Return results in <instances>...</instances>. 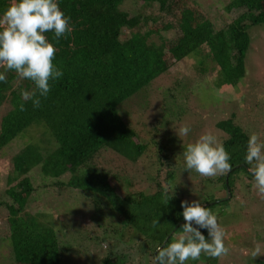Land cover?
<instances>
[{
	"label": "trees",
	"instance_id": "obj_1",
	"mask_svg": "<svg viewBox=\"0 0 264 264\" xmlns=\"http://www.w3.org/2000/svg\"><path fill=\"white\" fill-rule=\"evenodd\" d=\"M123 1L59 0L60 8L70 17L73 31L66 38L61 37L58 42L52 38L53 33L46 34L58 49L54 63L63 70L64 75L58 80L50 81L51 90L46 98L41 97L39 108L27 101L26 110H19L21 91H31L34 87L31 81L21 80L14 71H8L5 73L7 81L0 82V107L4 104L10 106L0 118V150L19 134L29 131L30 127L41 131L40 134L46 141L41 146L31 136L33 140L12 157V177L8 174L9 187L5 190V194L11 199V204L5 207L12 217L9 224L12 258L8 261L9 264H63L70 259L67 256L73 250L70 243L61 238V230L55 229L47 214L26 213V219L20 215L28 207L29 198L35 190L28 178L29 171L35 166L40 168V173L47 182L55 181L51 187L59 188L61 193L63 190L64 193H72L66 188L79 190L87 199L86 202L92 196L93 220L96 215L101 216L104 207L112 216L120 217L119 224L125 226V232L143 237L136 238L138 241L135 242V247L147 263L149 259L154 262L158 246H166L173 235L182 231L185 220L181 202L185 199L176 193L167 205L158 188L147 195L129 193L119 196L116 187L110 184L108 177L116 175L115 170L141 164L138 161L146 149V144L132 130L127 119H123L118 113V106L140 87L166 73L168 67L164 61L165 48H168L176 61L194 57L192 59L200 65L201 73L204 74L208 71L204 54L202 55L203 46H206L208 54L205 56L212 58L217 72L213 89L234 87L245 75L246 53L251 39L248 26L264 23V1L232 0L228 8L246 6L259 11L260 16L256 13L242 18L243 15L240 14L226 28L221 29H215L209 20L195 15L194 10L184 4L178 24L181 35L169 47H166L167 39L158 30L150 29V25L160 16L149 15L141 10L137 17L128 19L126 12L119 7ZM140 1L145 4L156 3L159 14L167 7L166 0ZM203 1L205 0L200 2ZM10 2L11 0H0V15H3ZM124 27H129L131 33L128 38L121 40ZM163 29L168 30L169 26ZM0 72H4V69L0 68ZM178 87L170 86L169 97L173 101L178 95L187 99L189 94L178 93ZM94 94L103 95V99L84 98ZM216 127L224 134L220 142L230 153L232 164V170L227 175L217 176L216 183L218 190H228L231 197L219 199L215 193H205V197L198 202L210 209L216 203L230 202L240 172L254 181L248 170L250 166L244 159L247 150L245 142L249 135L235 122L234 113L217 122ZM102 153L109 154L105 163L100 160ZM152 162L150 175L156 171L154 161ZM66 173L71 174L70 178L66 182L60 181ZM173 178L175 175L171 172L168 179ZM13 182L16 184H12ZM201 182L214 183L209 177ZM153 219L160 221L155 229L151 226ZM21 224L23 226L20 228ZM85 227L89 226L85 224ZM112 227H115L114 222ZM201 231L210 239L206 229ZM103 232L106 236L104 229ZM120 235L123 237L124 234ZM92 236V246L99 244L100 238L86 234V238ZM62 242L65 244L62 245ZM216 260L217 258L202 255L199 261H189L188 264H215ZM98 264L125 262L113 256L109 249Z\"/></svg>",
	"mask_w": 264,
	"mask_h": 264
},
{
	"label": "rangeland",
	"instance_id": "obj_2",
	"mask_svg": "<svg viewBox=\"0 0 264 264\" xmlns=\"http://www.w3.org/2000/svg\"><path fill=\"white\" fill-rule=\"evenodd\" d=\"M200 1L166 0L167 7L161 14L156 3L145 4L140 0H124L119 7L126 12L128 19L136 16L141 10L144 11L143 13L148 12L149 15L160 16L150 25V29L158 30L161 36L167 39L166 47L173 44L181 35L178 24L184 4L194 10L195 15L209 20L215 29L226 28L240 14L243 15L242 18L259 14V11H253L246 6L228 8L232 0ZM165 26H169V29L164 30ZM130 33V28L124 27L120 39L125 40ZM248 33L251 39L246 53L245 75L234 87L224 86L223 89H213L217 72L213 67L212 58L205 56L208 54L206 46L202 49L204 63L208 69L204 74L201 73L200 65L192 59L194 57L176 61L168 48H165L164 61L168 67L166 73L153 79L146 86L140 87L118 106V113L123 119L124 117L127 119L132 130L146 144L145 153L138 161L141 164L132 167L127 165L123 170H115L116 175H109V182L116 187L119 196L129 193L147 195L157 188L158 192L165 196L164 190L167 188L169 196L176 193L191 203L205 197V193H215L219 199L231 197L226 189L218 190L217 177H209L214 183L206 184L201 181L207 177L200 176L194 170L186 171L183 152L188 143L194 142L205 132H212L221 141L224 134L216 127V123L229 118L231 113H234L235 122L240 124L248 135L255 132L259 134L261 141H264V23L248 26ZM152 39L155 40L153 37ZM170 86H179L178 93L187 92L188 98L183 99L182 95H178L173 101L168 93ZM95 97L97 100L103 99V95L99 94L86 95L84 98ZM166 103L167 106H164ZM9 108L8 104L0 107V118ZM185 124L191 130L182 139L177 130ZM40 132L30 127L29 131L19 134L0 150V264H7L12 258V244L9 241V224L12 217L5 207L11 204V199L5 194V190L9 187L8 174L12 177V157L34 137L36 143L45 145L46 141ZM108 158L107 153L100 155V160L104 163ZM152 160L156 171L150 175ZM171 172L174 173L175 178L169 180L168 176ZM28 176L35 190L29 198L28 207L20 215L24 219L26 213L29 215L45 213L50 217L49 220L53 222L55 229L61 230V238L69 242L73 249L71 255L64 254V258L67 256L70 259L65 260L63 264H98L109 249L112 250L113 256L121 258L125 264H153L151 259L147 263L135 247V242L138 241L136 238L143 237L135 236L133 232H125V226L119 224L120 217L112 216L104 207L101 216L98 214L95 220L92 219V196L86 202L87 199L79 190L66 188L72 193L66 191L65 194L64 190L61 193L59 188L51 187L55 181L47 182L42 177L38 166L29 171ZM70 176V173H66L63 178L60 177V181L66 182ZM253 183V179L240 172L230 202L216 203L211 209L226 231L225 243L230 248L229 254L217 258L215 264H264V255L256 259L250 256V251L257 243L264 248V197L253 189ZM85 224L89 227H85ZM21 226L23 225H19L20 228ZM87 233L100 238L101 241L97 240L99 244L92 246L94 236L86 238ZM122 233L123 237L120 235ZM64 244L62 242V245Z\"/></svg>",
	"mask_w": 264,
	"mask_h": 264
},
{
	"label": "clouds",
	"instance_id": "obj_3",
	"mask_svg": "<svg viewBox=\"0 0 264 264\" xmlns=\"http://www.w3.org/2000/svg\"><path fill=\"white\" fill-rule=\"evenodd\" d=\"M70 17L59 6V0H11L9 7L0 16V82H6L5 75L14 71L21 80L34 84L31 91H21L19 110L25 111V103L31 101L35 108L41 106V97L46 98L51 90L50 81L61 78L64 73L54 63L58 51L50 42L47 33H53V39L59 41L72 33ZM188 125L177 130L180 138L190 132ZM186 171H195L203 177L227 175L232 170L230 153L212 132L201 134L194 142L188 143L184 152ZM245 162L254 177L253 189L264 197V141L259 134L252 132L247 141ZM163 202L168 205L172 196L165 188ZM185 223L178 235H173L166 246L157 247L153 264H188L199 261L202 255L210 258H222L229 254L226 245V231L218 222L212 210L198 201L191 204L181 202ZM160 221L153 219L152 228ZM195 225V226H194ZM201 229H206V238ZM264 255V248L257 243L250 251L256 259Z\"/></svg>",
	"mask_w": 264,
	"mask_h": 264
},
{
	"label": "water",
	"instance_id": "obj_4",
	"mask_svg": "<svg viewBox=\"0 0 264 264\" xmlns=\"http://www.w3.org/2000/svg\"><path fill=\"white\" fill-rule=\"evenodd\" d=\"M228 191V190H227Z\"/></svg>",
	"mask_w": 264,
	"mask_h": 264
}]
</instances>
